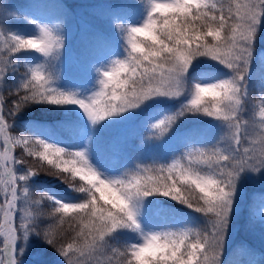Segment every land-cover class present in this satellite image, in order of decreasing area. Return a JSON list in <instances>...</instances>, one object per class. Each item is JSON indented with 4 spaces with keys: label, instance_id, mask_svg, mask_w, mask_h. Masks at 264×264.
<instances>
[{
    "label": "snow or ice",
    "instance_id": "obj_1",
    "mask_svg": "<svg viewBox=\"0 0 264 264\" xmlns=\"http://www.w3.org/2000/svg\"><path fill=\"white\" fill-rule=\"evenodd\" d=\"M134 7L135 18L118 16L113 29L119 53L93 66L87 89L58 78L64 40L54 25L33 16L29 31L13 30L0 12V264H24L33 240L51 247L58 264H224L242 186L264 179V99L254 135L245 118L264 0ZM208 62L215 67H198ZM260 67L264 81V54ZM161 104L178 107L147 122L153 135L170 134L189 114L208 118L223 135L186 144L158 166L110 170L96 160L101 128ZM36 112L59 114L57 124L75 140L40 134L45 124L36 119L14 134L17 120ZM41 173L62 191L41 183Z\"/></svg>",
    "mask_w": 264,
    "mask_h": 264
},
{
    "label": "trees",
    "instance_id": "obj_2",
    "mask_svg": "<svg viewBox=\"0 0 264 264\" xmlns=\"http://www.w3.org/2000/svg\"><path fill=\"white\" fill-rule=\"evenodd\" d=\"M84 2V0H77ZM30 2L28 0H16V3L11 5L10 9H2L4 13L3 19L7 20L8 27L13 30L29 31L30 25L28 20L33 17L32 8H30ZM68 7L72 10L75 17L85 20V22L92 24L97 31L103 34L111 42V46L106 52V55L102 53L98 56L93 51H87L82 53V59L88 66L93 68L94 65H98L106 57L116 55L120 51L118 33L115 35L113 29L119 22L118 16L128 18H135L137 9L134 7L136 4L142 3V0H97L90 2L88 5L78 4L74 5V0H66ZM36 17V16H34ZM37 18V17H36ZM64 16L61 18L63 19ZM60 19V20H61ZM254 53H259L260 57L264 54V28L261 29V34H258ZM99 57V58H98ZM260 57L255 58V62L251 68L252 77L249 87L250 97L248 101L249 112L246 114V119L249 121V134L254 135V129L258 127V120L256 119V113L261 99L260 89L262 82ZM198 67L200 68H213L215 65L211 62L202 63ZM21 71L23 69L21 68ZM5 96L8 97L5 91ZM9 103L11 98L8 97ZM178 107V105H152L149 109L143 112H139L135 115V121L137 127L133 132L132 139L135 144L138 142L146 147L152 140L156 141V138L165 137L173 132L184 130L181 140L168 151H163L159 148L149 149L146 154H142L141 151L135 150L131 145L128 146L129 156L132 160H127L126 164L118 170L125 171L123 169L126 166L141 165H159L164 162L170 163L173 159L178 158L184 151H186L185 145L189 147L195 143L198 147L210 143L215 137L217 140L223 135L220 131L212 126L207 127L201 132V127L207 123L205 117L193 118L189 114L186 118H180L174 129L169 133H165L163 136H155L151 131V126L147 123L153 116L159 112L165 111V109L171 111ZM30 117H21L17 120V127L13 129L14 134H20L23 129L20 125L27 119H36L44 123L45 126L37 127V131L42 135H47L52 139H55L61 143H72L75 140L74 131L68 127H60L57 121L61 119L59 114L53 113H29ZM73 137V140H71ZM153 141V142H154ZM30 164L34 163L29 161ZM40 182L44 185L50 186L53 190L62 191L63 185H61L54 177L41 173ZM39 195V193H35ZM163 199V198H161ZM174 205V202H168ZM264 204V179L247 180L241 189V198L238 203L237 216L235 220L239 225L236 228L233 241L228 247L222 257L224 264H264V225L261 224V216L257 214L256 209L260 205ZM175 206V205H174ZM182 207V206H178ZM50 209H45L49 211ZM187 211V210H185ZM195 219L203 224V218L199 214L191 213ZM159 223V221H156ZM38 257L41 258L42 264H58L61 259L56 252L47 245H42L40 242L33 240L32 247L28 254L24 257V264H33ZM39 258V259H40Z\"/></svg>",
    "mask_w": 264,
    "mask_h": 264
},
{
    "label": "rangeland",
    "instance_id": "obj_3",
    "mask_svg": "<svg viewBox=\"0 0 264 264\" xmlns=\"http://www.w3.org/2000/svg\"><path fill=\"white\" fill-rule=\"evenodd\" d=\"M28 1L37 20L54 25L63 37L64 47L61 48L59 58L55 61V70L58 78L62 79L63 84L68 86L82 89L90 88L93 84L95 68H91L85 63V60L82 59V53L93 51L95 54L97 52L98 56L101 53L104 56L106 55L105 51L111 46V42L97 31L92 24L75 17L66 0ZM93 1L97 0H84V2L74 0V5L75 7L78 4L88 5ZM14 3H16V0H0V12H2L3 4L13 5ZM63 16L64 18L61 19ZM256 57H260V54L255 53L254 60ZM135 115L125 116L123 119L101 128L96 133L95 158L105 168L118 170L124 166L123 164H126L128 159L132 160L131 156H129V145L133 146L135 150L141 151L142 154H146L152 148L168 151L181 140L185 133L184 130H180L168 136L156 138V141L152 140L146 147L139 142L135 144L132 139L133 132L137 127ZM210 126L212 124L205 123L201 127V132ZM239 206L237 205V210ZM261 207H264V204L256 209L259 216L264 215V209ZM152 222L154 223L155 221ZM238 225L239 223L234 220L232 231L228 237L227 248L235 241L234 236ZM39 258L33 264H42L40 262L41 258Z\"/></svg>",
    "mask_w": 264,
    "mask_h": 264
}]
</instances>
